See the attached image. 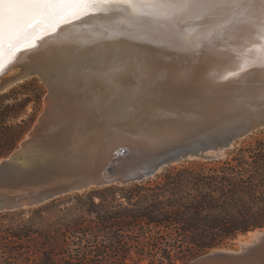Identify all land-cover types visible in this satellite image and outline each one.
<instances>
[{
  "label": "water",
  "instance_id": "water-1",
  "mask_svg": "<svg viewBox=\"0 0 264 264\" xmlns=\"http://www.w3.org/2000/svg\"><path fill=\"white\" fill-rule=\"evenodd\" d=\"M15 62L0 65V81ZM241 63L224 66L206 85L159 79L133 89V96L72 93L63 87L68 80L60 68L52 78L37 71L50 65L18 64L14 68L19 71L2 83L0 93L32 78L42 81L48 93L31 130L0 160V212L95 187L140 182L186 161L225 157L238 141L264 129V90L241 114L243 100L221 96L250 83L228 81ZM259 79L264 84V76ZM256 231L260 234L237 250L215 248L185 264H264V228L247 234Z\"/></svg>",
  "mask_w": 264,
  "mask_h": 264
},
{
  "label": "trees",
  "instance_id": "trees-1",
  "mask_svg": "<svg viewBox=\"0 0 264 264\" xmlns=\"http://www.w3.org/2000/svg\"><path fill=\"white\" fill-rule=\"evenodd\" d=\"M45 94L38 78L0 93V160L35 123ZM263 228L264 129L221 159L0 212V264H185Z\"/></svg>",
  "mask_w": 264,
  "mask_h": 264
},
{
  "label": "bare ground",
  "instance_id": "bare-ground-1",
  "mask_svg": "<svg viewBox=\"0 0 264 264\" xmlns=\"http://www.w3.org/2000/svg\"><path fill=\"white\" fill-rule=\"evenodd\" d=\"M251 3L248 12L224 26L214 40L215 48L198 49L195 54L163 46L177 25L186 29L191 39L199 42L197 35L203 22L194 16L179 14V19H169L172 14L168 12L142 18H134L127 12L85 16L75 26L62 25L56 33L39 41L38 49L18 53L15 64L10 66L14 70L2 77L0 86L13 77L14 71H19L14 68L19 67L18 64L42 63L60 68L68 80L63 85L67 87L66 91L133 96V89L159 79L182 86L191 81L206 85L209 84L207 79H215L218 73L225 71V67L242 62L235 72L238 75L242 70L247 72L232 76L228 81L247 83L250 80V83L246 89L227 90L221 95L243 100L237 112L241 114L250 101H259L255 97L264 90L263 81H259L264 76V15L260 11V0H251ZM149 40L155 42L149 43ZM125 65L129 70H115ZM135 65H149L152 70L141 75L130 70ZM252 72L256 74L246 77ZM195 91L209 93L206 89ZM195 91L193 93H197ZM259 234V231L251 232L240 235L237 240L242 247Z\"/></svg>",
  "mask_w": 264,
  "mask_h": 264
},
{
  "label": "snow or ice",
  "instance_id": "snow-or-ice-1",
  "mask_svg": "<svg viewBox=\"0 0 264 264\" xmlns=\"http://www.w3.org/2000/svg\"><path fill=\"white\" fill-rule=\"evenodd\" d=\"M251 7V0H0V65L5 60L13 63L20 52L38 49V42L62 25L75 26L85 16H107L113 12H127L134 18L156 17L161 12L171 13L169 19H179V14L194 16L203 22L197 35L199 42L177 25L163 46L195 54L198 49L215 48L214 40L224 26L234 23ZM260 11L264 15V0H260ZM115 70L129 69L125 65ZM130 70L143 75L152 69L149 65H135ZM37 71L55 78L59 69L53 65Z\"/></svg>",
  "mask_w": 264,
  "mask_h": 264
},
{
  "label": "rangeland",
  "instance_id": "rangeland-1",
  "mask_svg": "<svg viewBox=\"0 0 264 264\" xmlns=\"http://www.w3.org/2000/svg\"><path fill=\"white\" fill-rule=\"evenodd\" d=\"M15 72H16V71H14V73H15ZM12 73H13V72H12ZM11 75H12V74H11ZM40 83L44 85L45 90H46V94H47V93H48V88H47V86H46L42 81H40ZM46 94H45V95H46ZM44 97H45V96H44ZM43 109H44V99H43L42 109H41V111L39 112V114L43 111ZM30 111H32V108H30ZM35 122H36V121H35ZM34 124H35V123H34ZM34 124H33V125H34ZM33 125L31 126V128L33 127ZM31 128H30V130H31ZM241 141H243V139H241V140L238 141V142H241ZM232 149H233V148H232ZM232 149H230V150H232ZM230 150H228L227 153H228ZM226 155H227V154H226ZM240 247H241L240 242H239L237 239H235V240L229 242L228 244H226L225 246H223V247H221V248L237 250V249H239Z\"/></svg>",
  "mask_w": 264,
  "mask_h": 264
}]
</instances>
